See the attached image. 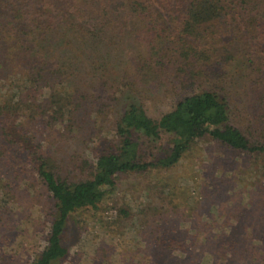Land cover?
Returning <instances> with one entry per match:
<instances>
[{"label":"trees","instance_id":"1","mask_svg":"<svg viewBox=\"0 0 264 264\" xmlns=\"http://www.w3.org/2000/svg\"><path fill=\"white\" fill-rule=\"evenodd\" d=\"M232 83L242 84L249 112L241 127L230 121ZM169 94L168 109L147 114L144 98ZM107 119L116 138L101 147ZM161 134L167 146L142 150ZM203 138L248 154L264 178V0H0V215L18 185H43L53 208L44 244L25 264L63 258L69 214L96 208L117 174L169 167ZM89 140L92 156L79 158ZM75 170L88 173L68 176ZM259 184L242 220L222 211L220 227L184 240L164 227L181 222L178 208L149 200L139 233L161 264H264Z\"/></svg>","mask_w":264,"mask_h":264},{"label":"rangeland","instance_id":"2","mask_svg":"<svg viewBox=\"0 0 264 264\" xmlns=\"http://www.w3.org/2000/svg\"><path fill=\"white\" fill-rule=\"evenodd\" d=\"M241 88L242 84L232 83L227 91L230 97V121L239 127L245 125L249 116ZM218 90L221 92V87ZM170 98H174V95L144 98L143 108L148 115L156 118L168 109ZM122 104V100L118 101L114 105L115 111ZM99 117L103 119L104 114ZM107 121L109 119L101 121L100 132L108 138H100L101 147L111 145L116 138L111 126H103ZM43 135L37 137L43 138ZM81 136L87 137L88 133ZM167 138V134H161L158 140L146 143L149 147L143 145L142 150L145 152L148 148L151 152H159V142L167 146ZM91 143L89 140L79 146V158L92 156L94 149H91ZM96 148L98 150L100 147ZM64 152V156H69L72 150ZM84 172L78 175L79 172L75 170L69 172L68 176L85 177L88 171ZM261 182H264V178L260 177L257 165H251L248 154L226 148L207 138L197 139L175 164L119 173L114 178L113 187L106 190L96 208L71 212L61 235L67 252L53 264H120L131 256L141 264L148 257L150 264H161V257L153 251L151 242L139 233V228L145 226L151 213V209H143L147 201L151 200L160 210L178 208L181 222L176 225L166 223L164 227L175 231L185 240L192 232L200 233L208 228L220 227L222 211L229 215L236 212L237 219L242 220L246 214L243 201L248 189L253 183L259 189ZM34 186L24 188L18 185L12 192L15 200L12 210L8 209V212L0 215V264H25L44 244L46 224L53 213L52 198L43 185ZM118 208L128 210V216L120 214ZM209 218L210 223H204Z\"/></svg>","mask_w":264,"mask_h":264}]
</instances>
